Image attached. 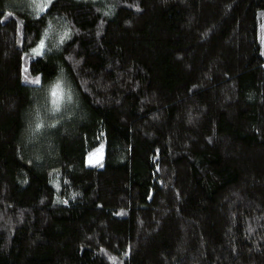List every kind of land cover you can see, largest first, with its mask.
<instances>
[{
  "label": "trees",
  "instance_id": "trees-1",
  "mask_svg": "<svg viewBox=\"0 0 264 264\" xmlns=\"http://www.w3.org/2000/svg\"><path fill=\"white\" fill-rule=\"evenodd\" d=\"M0 264H264V0H0Z\"/></svg>",
  "mask_w": 264,
  "mask_h": 264
},
{
  "label": "snow or ice",
  "instance_id": "snow-or-ice-1",
  "mask_svg": "<svg viewBox=\"0 0 264 264\" xmlns=\"http://www.w3.org/2000/svg\"><path fill=\"white\" fill-rule=\"evenodd\" d=\"M41 47H43V45H41ZM53 95L57 97V102L59 101V93L58 92H53Z\"/></svg>",
  "mask_w": 264,
  "mask_h": 264
},
{
  "label": "rangeland",
  "instance_id": "rangeland-1",
  "mask_svg": "<svg viewBox=\"0 0 264 264\" xmlns=\"http://www.w3.org/2000/svg\"><path fill=\"white\" fill-rule=\"evenodd\" d=\"M37 1L39 2V6H40V5H43V4H44V1H45V0H37ZM46 4H47V3H46ZM46 4H45V5H46ZM45 5H44V6H45Z\"/></svg>",
  "mask_w": 264,
  "mask_h": 264
}]
</instances>
